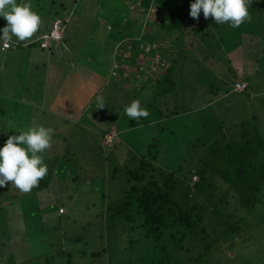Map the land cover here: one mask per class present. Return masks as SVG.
I'll list each match as a JSON object with an SVG mask.
<instances>
[{
  "label": "rangeland",
  "instance_id": "1",
  "mask_svg": "<svg viewBox=\"0 0 264 264\" xmlns=\"http://www.w3.org/2000/svg\"><path fill=\"white\" fill-rule=\"evenodd\" d=\"M104 1L16 0L17 4L30 3L32 11L41 17L37 33L48 31L53 18L62 20L69 14L61 10V3L72 11L78 22L86 24L81 31L74 20L67 22L63 42L56 49L57 52L76 51L73 57L65 53L60 58L49 55L37 43L12 49V59L7 52L0 51V103L2 96L18 102L14 113L0 112V148L9 136L41 125L54 129L51 147H60L51 152L47 149L48 159L44 163L48 171L54 169V178L46 188L34 187L23 193L11 183L0 187V240L4 238L2 231L6 238L16 240L3 248L0 245V264H49L45 255L57 253L53 252V246L61 241V230H69V222L82 225L77 229L84 228L86 237H91L97 228L94 229L95 221L99 220L98 230L110 223L112 218L104 215L107 203L114 205L122 198L123 190L130 185L126 168L134 169L141 155L148 158L152 151L156 153L154 165L162 176L158 179L164 180L169 173L177 183L180 179L185 186L174 190L175 198L184 196L188 204L202 201L198 192L187 196L192 192L189 185L194 170H206L209 181H231L233 158L236 150L241 149L236 146L245 140L253 145L248 147L251 152L255 151L253 157L264 159V34L247 27V40L236 30L228 35L229 41L244 44L239 51L249 61L239 75H245L254 85L243 93L232 92L240 90L234 86L231 90L230 85L226 93L220 76L229 57L226 51L230 44L207 52L195 50L190 54L187 51L185 58L182 54L178 63H173L176 66L171 68L169 85L154 82L153 78L145 82L143 89L137 83H124L117 77L109 83L106 80L111 66V39L138 34L140 20L138 8L131 11L128 0H109L110 6ZM261 4L256 10L264 18V2ZM55 11L58 13L53 14ZM130 12L136 15L135 22L130 21ZM108 21L117 27L107 30ZM6 25L7 21L0 16V34ZM92 28L101 34L96 41ZM152 54L147 56L152 59ZM174 56V53L173 58L168 55V59L173 62ZM196 56L204 61L197 60ZM153 71L154 66L148 73L152 75ZM229 78L234 83V77ZM97 96L104 98L103 108L97 109ZM137 99L150 115L131 124L132 119L124 109ZM92 102L95 105L91 112L82 117L83 107L91 106ZM105 132L104 142L112 139V133H118L114 144L106 147L103 146ZM58 207L65 214H59ZM258 214L264 216V205L255 208L253 217L258 219ZM254 227L250 243L234 242L225 251L232 257L229 263L254 264L261 258L257 257L263 248L264 220ZM23 239L24 243H20ZM74 245V264L88 259L93 246ZM49 260L51 264L61 262L56 256Z\"/></svg>",
  "mask_w": 264,
  "mask_h": 264
},
{
  "label": "trees",
  "instance_id": "2",
  "mask_svg": "<svg viewBox=\"0 0 264 264\" xmlns=\"http://www.w3.org/2000/svg\"><path fill=\"white\" fill-rule=\"evenodd\" d=\"M106 1L110 6V1ZM193 2L194 0H128L127 5L131 11L138 8L137 17L140 20L138 34L111 39L113 44L111 66L106 81L110 83L113 81L112 78L117 77L124 83H137L143 89L145 82L153 78L154 82L161 81L169 85L171 68L176 66L173 63L177 64L182 54L185 58L187 51H190V54L195 50L207 52L213 51L214 48L219 49L223 44H230L226 51L229 57L220 75L226 88L225 91L229 93L230 89L227 87L233 86V81L230 82L229 78L231 75L235 79L234 82H247L243 90L232 92L243 93L249 90L254 84L245 75L239 76L244 65L249 62L244 59L243 52L239 51L244 44L241 45V42L236 40L229 41L228 35L236 30L247 40V27L251 31H257L260 35L264 34V31L261 32L264 30V18L256 10V6L262 5L264 1L252 0L249 7L251 22H245L239 28H232L228 23L217 24L212 17L205 19L202 10L197 22L189 14L190 5ZM134 16L136 15L130 12V21H136ZM114 27L117 26L109 21L105 25L109 31ZM93 31L92 35L96 41L101 34L97 33L96 28ZM119 31L117 29V34ZM2 35L3 33L0 34ZM43 35L38 40L29 39L26 43L12 41V39L15 40L12 37L6 47H3L4 39H0V51L7 52L12 59L10 54L12 49L16 50L17 46L21 47L22 44L29 46L37 43L38 47L42 48L41 50H48L49 55L60 58L63 53L61 54L59 50L57 52L56 49L60 43L62 44L64 34L60 41H49L47 46L41 45L44 41ZM234 45L236 46L232 48ZM65 51L64 53L70 57H73L76 52L71 49ZM152 52L153 54L150 55L152 59H150L147 54ZM173 53L175 56L172 62L168 59V55L173 58ZM204 56L209 55L204 54ZM195 58L201 62L204 61L198 59L197 56ZM152 66L155 67V71L151 75L148 72H151ZM5 76L6 79L9 77L8 70ZM2 98L0 112L12 111L14 113L18 102L5 96ZM94 105L95 102H92L91 106H84L82 117L87 112L90 113ZM133 122L132 119L131 124ZM107 132L103 134V142ZM115 138H118V133L116 135L112 133V139L104 142L103 146L114 144ZM228 145L230 146V143ZM261 145L259 144L258 147ZM55 147L60 150V147L52 146L49 148L50 152L54 151ZM236 147H241V149L236 150L235 158L232 156L235 167L232 170L234 177L231 181L223 183L218 180L209 181L206 177V170L192 172V184L189 185L192 192L190 191L187 196L198 192L202 197L200 203L193 204L184 202V196L175 198L174 190L185 186L182 182L180 183L179 178V183H177L174 175L169 173L164 180H159L162 176L161 173H157L154 165L155 152L152 151L148 158L141 155L134 169H130L131 166L126 168L127 181L130 185L123 190L122 198L114 205L107 203L104 215L112 218L110 223H106L98 230L100 223L99 220L95 221L94 229L96 226L97 228L93 230L91 237H86L84 228L77 229L82 225L76 222L75 226L73 222H69V230H61L59 238L62 242L57 241L58 244L53 246V252L57 251V253H51L52 257H48L49 254L45 255L46 261L51 264L49 258L53 259L56 256L61 258L59 264H74L76 255L72 249L74 244L81 243V245H92L93 247H91L88 259L81 260L79 264H233V261L229 263L232 257H228L225 251L230 250L234 242L242 245L250 243L253 237L252 229L254 228L255 231L254 225L258 226L264 220V216L260 214H258L260 215L258 219L253 217L255 208L258 209L261 204L264 205V193H262L264 190V159L253 157L255 151L251 152L248 149L253 145L247 140ZM42 155L46 161L48 159L47 150ZM55 170L57 172V169ZM158 171L161 172V170ZM194 175L196 179H193ZM72 176L78 175L73 174ZM52 178H54V169L48 171L35 188L37 190L46 188ZM104 195L107 198L106 192ZM58 213L65 214V210L58 207ZM135 231L137 234L134 233ZM1 233L4 235V238L0 240L2 248L8 246V243L16 242L13 237L6 238L4 231ZM261 235H263L261 239L263 248L260 249L257 257L261 258L256 259L254 264H264V234ZM20 243H24V239ZM113 246L114 250L111 252ZM84 249L83 247L82 251Z\"/></svg>",
  "mask_w": 264,
  "mask_h": 264
},
{
  "label": "clouds",
  "instance_id": "3",
  "mask_svg": "<svg viewBox=\"0 0 264 264\" xmlns=\"http://www.w3.org/2000/svg\"><path fill=\"white\" fill-rule=\"evenodd\" d=\"M251 3L252 0H194L189 14L198 22L202 10L205 19L212 17L217 24L228 23L232 28H239L245 22H251ZM0 16L7 21L0 36L4 41H10L15 36L19 41L26 42L42 24L41 17L32 11L30 3L17 4L16 0H0ZM96 100L97 109L106 105L102 96H97ZM124 111L129 118L137 121L150 115L139 99L133 100ZM53 135V128L41 125L9 136L0 148V187L11 182L23 193L37 187L48 172L42 153L51 147Z\"/></svg>",
  "mask_w": 264,
  "mask_h": 264
},
{
  "label": "built area",
  "instance_id": "4",
  "mask_svg": "<svg viewBox=\"0 0 264 264\" xmlns=\"http://www.w3.org/2000/svg\"><path fill=\"white\" fill-rule=\"evenodd\" d=\"M66 23L62 21L61 19H56L52 23V27L50 31L43 35V42L41 43L42 46H47L49 44V41H60L63 37L64 30ZM8 41H3V47L8 46ZM247 83L244 81H237L234 83V89L236 90H243L246 87ZM196 179V176L193 177Z\"/></svg>",
  "mask_w": 264,
  "mask_h": 264
},
{
  "label": "crops",
  "instance_id": "5",
  "mask_svg": "<svg viewBox=\"0 0 264 264\" xmlns=\"http://www.w3.org/2000/svg\"><path fill=\"white\" fill-rule=\"evenodd\" d=\"M83 2V1H82ZM82 2H80V3H82ZM61 10L62 11H68L69 12V14L68 15H66L62 20L63 21H65L66 22V24H67V22H73V20H74V22H77V26H79L80 28H81V31H82V29H83V27H84V25L86 24V22L85 21H83V22H78V20H77V18H74V16H73V13H72V11H70V9H68L67 8V6H65L64 5V3L62 4L61 3ZM55 13H58V11H55L53 14H55ZM56 19H59V18H57V17H55V18H53V20L51 21V25H52V22L54 21V20H56ZM102 19H103V17H102ZM67 26V25H66ZM51 28V27H50ZM106 28H107V26H106ZM49 31V30H48ZM47 31H43L42 33H34V37L33 38H30V39H32V40H38L39 38H40V36L41 35H43L44 33H46ZM12 37H14V41H16V42H21V41H19L18 39H17V37H15V36H12ZM26 42H28V41H26ZM26 42H24V43H26ZM58 48H59V46H57ZM57 48V49H58ZM42 49V48H41ZM60 52V51H59ZM64 52H66V51H62V52H60L61 54L62 53H64ZM75 53L76 52H74V54H73V56L75 55ZM73 63V61H71V64ZM72 69V71L73 70H75V64H73L72 66H70ZM240 77H243L242 75H239ZM240 77H238V78H240ZM264 80V79H263Z\"/></svg>",
  "mask_w": 264,
  "mask_h": 264
}]
</instances>
